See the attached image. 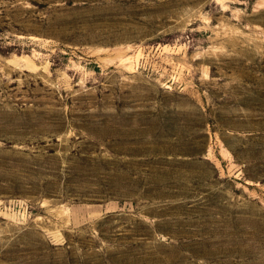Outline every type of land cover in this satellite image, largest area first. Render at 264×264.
<instances>
[{
  "label": "rangeland",
  "instance_id": "1",
  "mask_svg": "<svg viewBox=\"0 0 264 264\" xmlns=\"http://www.w3.org/2000/svg\"><path fill=\"white\" fill-rule=\"evenodd\" d=\"M0 264H264V0H0Z\"/></svg>",
  "mask_w": 264,
  "mask_h": 264
}]
</instances>
